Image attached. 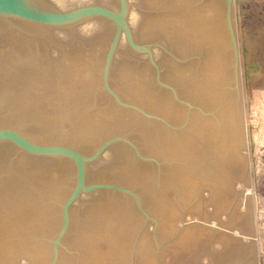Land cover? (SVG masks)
Listing matches in <instances>:
<instances>
[{"label":"rangeland","instance_id":"374dc122","mask_svg":"<svg viewBox=\"0 0 264 264\" xmlns=\"http://www.w3.org/2000/svg\"><path fill=\"white\" fill-rule=\"evenodd\" d=\"M196 1L198 2L200 0H196ZM223 1L224 0L219 1L220 4L223 3L222 6L220 5V7L222 8V9L220 8L221 12L223 13V15L221 13L222 23H223L221 27L224 30L225 43H226V45L228 44L227 46H225L228 49V50H226V53L228 52L227 53L228 55H226L228 63H225V64L223 63L222 66H223V69L225 71H227V70H228V72L230 71L229 72L230 74L228 77L229 79L227 81L223 82L224 84L222 83L221 87L218 85V88L225 89L226 91L231 93V96L229 97V99L227 98V101H225L226 99L222 100V101L227 103L226 105L229 104V105L233 106V108L235 110L234 117H237L236 120H234V123L236 125H234V127H232V129L234 131L235 141L237 140L236 141L237 147L235 149L236 153L234 156L236 159H238V163H237L238 166L236 164V165H234L235 167L234 166L232 167L233 164L231 162H228L229 165H228V163H225L224 166L227 164L225 166V168L223 170H221V172H218V173H220L219 177H223L220 181L222 182L223 180H225V181L227 180L226 183L228 184L227 185L228 189L230 188L229 190H227V194H225V193L221 194V195H227L228 196L227 198L229 201L228 204L226 206H223L222 208L218 209L216 206L217 202H218V200H215L216 196H214L216 190H213L214 188L213 187L211 188L210 185H208V184L206 185V183H203L199 179V176H197L198 171H197L196 167L194 166V165H196V163H194L195 161L194 162L192 161L193 162L192 163L190 161V159H188L187 157L186 158L180 157L176 152L174 142H172V144H170L168 142L169 141L168 140L169 135H170V133L173 132V134H174L173 138H174V140H176L177 146L180 145L181 149H189L191 152H194L195 149L193 147V142L195 140H192V137H193L192 132H191L192 129L188 132V130L185 128V126L190 124L189 121L192 120L190 118H193L192 114L194 112H196L194 114L198 115L201 118H205V119L207 118L208 119V117L201 115L196 110H191V109L189 110L184 105L176 102V100L171 96L170 91L163 88L162 86H160L155 81L154 69L151 66V64L149 63L146 55H144V53L137 52V51L133 50L131 47H129V45H128V43H126L127 41L125 40L124 37H123V39L125 40V43L127 44V47L131 51V53L135 54L136 56H139L138 57L139 60L144 61L148 65V67H150L149 69L152 72L151 73L152 79L150 81L152 83L151 86L153 87V85H154V88L156 90H164L165 92H167L168 97H169L168 98V104L171 105L169 103V101H170V102L177 104L180 107H182V110H183L182 117L179 120L171 119L166 114L164 115L155 109L154 110L147 109L145 107V105H143L142 103L137 102L136 100L131 99L130 97H124L123 95L119 94L120 93V90H119L120 89V83L117 84V80L115 81L114 76L111 74L112 71H110V74L108 75V78L110 77L109 78L110 80H108V85L112 89V91L113 92L115 91L114 93L115 94L117 93L116 95L119 96L123 101L134 103V104L138 105L139 107H141L142 109L146 110L147 112H151L155 115H158L167 121L168 125L162 121L153 120V122H156L157 124L161 125V127H165V130L167 129L165 136L168 138H167V146H166L165 150H167L168 153H166V151H164V152L159 151V152L154 153L151 150H148V148L145 145V140L142 137L143 136L142 133L136 131V129L134 128V125H135L134 123H128V124L124 123V125L122 124V126L118 125V124L110 125L113 130L110 128V126H108L109 130L105 129L102 131V128H104V127H101V129L99 128V130H96L92 126L87 125L84 122L80 123L79 118H82V116H84V113L82 114V116H80V117L78 116L79 120L77 118L72 119L69 117H63L61 120V119H59V118H61L59 116V118H57V119H59V121L56 119V121L54 120V122H52L53 124L52 123L50 124L49 122H47L44 119H40L37 116H33V114H35V113L32 111L33 108L31 107L32 109L29 108L31 110L29 112V115H26L25 117L22 115L21 117H19L18 121H16L13 124L12 123L10 124L9 122L4 121V118L8 117V120L10 119L9 117L11 115L9 114V112L16 115V114L24 111V109H17V105H13V102H11V101H14L13 99H2V100H0V126L15 128L33 140H36L39 142H48V143L57 142L60 144H65V145H68V146L74 148L75 150L79 151L80 153L89 156V155H92L99 148V146L101 144L105 143L106 141L110 140L111 138L123 137L124 139H128L129 141H131L135 145V147L139 151V154L153 158L157 161V162H155L153 160L144 161V160L137 158L132 147L125 140L120 139V140H116V141L112 142L111 144H109V146L107 148H105V150L101 153V155H99L96 159H94L93 161L86 164V173L87 174L91 173V175H86V182L87 183L108 182V183H115V184H119V185H122L125 187H129L130 189L135 191V193L138 195L141 206L151 217H153L155 219V222L152 221L151 219L146 218L135 207L133 199L128 197V196H124L122 194L111 192L108 190H97V191H93V192H84L81 195H88L90 193L95 194L97 192H102V194L104 195L103 196L104 201H102V202H104V204H103L104 206L102 209L104 211H106L107 213H109L111 211H115V208H116L117 212H116L115 216L120 220V222L122 220H124V222H122V223L127 224L126 230L128 232L127 231L124 232V229H120L119 231L115 230L116 234L113 237H116V242H117L118 246L116 245L117 246L116 249L113 248L114 246L111 247V251L105 250V249H107L106 246L110 245L107 243V241L105 242V239L102 240V239L96 237L95 241L92 239L94 241L93 242L91 239H90V241L88 239H86L85 235H84V234H86V232H88V230H90V227H92V219L95 217L94 215H96V206L93 205L92 201L85 200V199L81 200L80 203L74 202L73 204H75L74 205L75 208H73L74 209L73 215H72L73 220L71 219V221L69 222L67 232L64 236L66 238H64V240L62 241V246L60 247L59 259H58L56 264H87V262L84 258H87L86 255H87L88 250L93 248V247L95 248L97 246L101 251L104 250V252H102V253H104L103 256H106V259H103L104 263L102 262L103 260L101 259V263L99 262L100 261L99 260L98 262L96 261L95 264H98V263L99 264H102V263L103 264H105V263L106 264H145L143 262H146V260H150L151 264H186L184 262V259L181 258L182 256H180L181 260L179 259V256L176 253V251H178L179 247H177L178 249L176 248L177 244L175 242L178 239V236L182 232V230L184 228L188 227V225L190 228L194 229V231H197V229L199 230V229H202L205 227L206 229H209L210 233L212 232L210 234V237L207 238L208 242H206L204 248H202V250L199 252L200 254L196 253L195 256L193 255L194 257L190 258V261L188 262V264H192V263L193 264H264V0H237L236 2L233 1V3L235 2L236 4L232 3V8H231L232 9L231 10L232 15H231V17H232V24H233V29H234V33H235V38H236V42H237L238 54H239L238 83H237L236 88L233 85V82L231 79L232 78V69H231L232 52H231L229 36H228L226 24H225V6H224L225 1L224 2ZM44 2L47 5L53 7L54 9H57V10H66V9L73 8V7L79 6V5H84V4H97V5H102V6L111 8V9H117L118 5H119L118 0H115V1L114 0L113 1H104V0H80V1L75 0L74 1V0H72V2L69 1L66 3L65 2L57 3L55 0H44ZM127 2H128L129 10H131V9L133 10L134 5H135V0H127ZM223 6H224V8H223ZM223 9H224V11H223ZM141 10L143 11L144 9H141ZM129 12L130 11H128L126 21L129 25V28H130V31H131V34H132L134 41H136L138 43L146 44L148 47L150 46L151 48L150 47L149 48L152 49L151 50L152 54L155 56V57L153 56V58H155V59L159 58L160 54L164 53L165 54V55L163 54L164 56H166L168 59H172L170 61H172V62L175 61L176 64L178 62H179L178 64H181V63L184 64L183 61L185 63H187L190 60L193 62H195L197 60L196 55H198L200 53V51L198 53L197 52L198 50H196V51L192 50L191 51V50L187 49L189 51H186L185 53H179L175 49L177 47V46H175L176 42L180 41L179 40L180 36H178L176 31H174L176 33L173 32V34L170 35L172 38L170 36L165 37L163 35H158L159 33L157 34L158 36L154 33V34H151L149 37H145L142 39H138L135 36H133L135 34L134 33L135 31L133 28V24L135 22V14L133 12L132 14H130L131 18H129L128 17ZM92 19H103L105 22L107 21L106 23L108 25L110 24L108 26L110 28H107V24H106V28L110 31V33L106 36V37H108V39L105 38L106 41L104 42V44L106 46L103 44V46H105L106 48L102 47V50L103 49L104 50L102 52L103 53L102 58L99 61V66H98L99 68H97L98 70L96 72V76L98 73V76L96 77L98 81H96L94 84L91 83L90 85H84V89H82V91L84 90L83 91L84 93L90 94L91 96H93V98L94 97L96 98V99L92 100V104L88 105V107H89V109H94V107L96 108L97 106L101 105L99 103H102V104L105 103L106 102L105 97H108L110 100H113L112 103L114 105H116L117 108H119V109L121 108V110H125V111H130L129 109H124L121 106L117 105L116 102L114 101V99L112 98V96L104 89L103 83H102V75H101L102 64L104 61V57H105L107 47H108V45L111 41V38L114 34V31H115V25L110 19L105 18V17L95 16V18L92 17ZM16 20L17 19H13V18H9L8 20L0 19V25H1L0 35H2L3 37L5 36V38L7 36L9 38V35H11V36L15 35L16 37H17V35H23V36H28L29 38L42 40L43 43L45 42V44H43L44 45L43 51L46 52V56H48L49 58H53V56L56 53H58L60 48H63L65 44H63V42H59L58 39H55L53 36L54 34H52V33L53 32L54 33L59 32V33H61V35L62 34L65 35V34H70V32L72 30L71 34L74 33V34L78 35V33H79V34H81L79 36H82V33L78 30V28H79L78 26H81V24L86 22L88 19L81 21L79 23H75L71 26H65V27H50V26L39 24V26H42V27L45 26L44 28H48L49 30H51L50 32L45 31L44 29H38V28H32V27L29 28V27L22 26V25H20V20H17V21ZM21 22H24V21H21ZM35 25H37V24H35ZM75 28H77V30H75ZM73 29L75 32L73 31ZM64 30H65V32H63ZM225 34H226V36H225ZM54 40H57V41H54ZM227 41H228V43H227ZM157 51H159V52H157ZM156 53L159 56H157ZM114 55L115 54H113V56ZM1 57H2V55H0V67H1L0 71H6L7 69H8V71H10L11 66L8 64L10 61H6L4 59V56L2 58ZM126 58L131 60L130 56H126ZM112 59H113V57H112ZM134 59L136 60L137 58H134ZM155 61L158 62L159 70L162 71L161 65L163 66V64L160 63L158 59H156ZM128 64H130V65H128ZM128 64H127L128 67L132 65L131 63H128ZM5 66H9V67H5ZM226 66H227V69H226ZM18 70H21V69H15V68L13 69L12 68L11 71L16 73V71H18ZM161 71H160L161 80L171 84L174 87L177 95L181 99L187 100L190 103L195 104V105H197V106H199L205 110H213L218 105L217 104L218 99L220 100V97H218V96L216 97L218 99L213 101L216 104H214L213 106H210V108H209L208 106H204V105L200 104V102H198L195 98H189V97L187 98L186 96L181 95L180 89L177 87V85L174 82H172L171 79L168 80L165 77H163V75H161L162 74ZM111 78H112V80H111ZM1 79H2V77L0 75V80ZM112 82H113V84H112ZM117 85H118V88L116 90ZM215 87H216V85H215ZM216 90H217V92L218 91L220 92L219 89L216 88ZM11 104H12L13 108L9 109V106ZM216 109H218V108H216ZM132 111H134V110H132ZM85 113H86V111H85ZM53 118H54V116H53ZM144 119L148 120L146 118H144ZM214 119H215L214 116L209 118V120L211 121L212 124H214L216 122ZM151 122H152V120H150V122H149V120L147 121L148 126H149V124H150V126H153V122L152 123ZM216 123L213 126L214 127L213 130H215L214 134L216 133L219 136L218 137L215 134L216 140L214 137V140L217 142L218 145L217 144L214 145L215 141H213L214 147L212 146V147L206 148L207 149V150H205L206 153L209 150L211 152V153L208 152V154L206 156L207 158H210V159L206 160V162L208 161L207 164L210 162V160H213V161L216 160L220 154L225 152L223 150L224 148L222 147V140L224 139V136H222L221 138H220V136H221V134L222 135L226 134L227 130L226 129L224 130L225 127H222L223 129L220 128L219 124L218 123L216 124ZM119 124H121V123H119ZM38 125L41 127L47 125L46 129L49 128L48 129L49 131H47L48 137L41 138V137L34 134L36 128L37 127L39 128ZM34 127H36V128L33 131ZM184 128L186 129V132H188L189 134H186L187 140L183 139V141H181L180 136L178 134H175V133H176V131L184 130ZM71 130L72 131L74 130L76 132L80 130L86 136H84V138H83V136H80V137H77L75 139L76 141L74 139L70 141L66 138L69 137L68 133L71 132ZM220 130H221V133H220ZM235 132H237V133H235ZM55 134L57 135L56 139L54 138L56 136ZM236 136H238V138ZM217 137L220 138L221 141ZM87 138H89V139H87ZM86 140L90 141V143ZM0 144H7L8 145L7 151L6 150L4 151V149L1 148V147H3V145H0V156L3 157L2 155H4V159H1L3 161H0V188L3 187V190L1 189V191H4V193L7 194V196L16 197L17 195H19L21 193V191L18 190V188H16L14 185L12 186L11 182L10 183L6 182L8 179L7 176L9 174H11V176H12V174L15 175L17 172H18V175L20 174L21 170L18 169V171H17L16 167L14 168L15 164H13L16 161L15 160L16 157L20 156L19 155L20 153L25 154V156H27V155H29V157L32 156L33 158H45V159H47V157L46 156H40L39 157L36 155L29 154V153L24 152L21 149L15 147L14 145L8 143V142H0ZM117 144H118V146H117ZM115 145L117 146V148H121V150L124 149L123 153H125V156L127 155V157H126V160L128 159L127 163L130 162L134 168L133 169L131 167L132 168L131 170H133V172L128 170V173L131 172L129 174L130 175L132 174V176H130L127 172L124 173L125 174L124 175L125 177L123 176L124 178L122 177V174H120L118 177V176L112 175V173L111 174L108 173V171H110V169L111 170L114 169V168H112L114 166L113 165L114 161L112 162V159H110L111 161L109 160V158H111V156H108L107 161H105L106 159H105L103 153L105 154L109 148H112V147L114 148ZM119 145H120V147H119ZM10 147H11V149H10ZM215 147H216V149L214 151ZM204 149H205V147H204ZM217 149H218V151H217ZM220 149H221V151H220ZM233 149H234V147H233ZM196 155L198 156V159H200L199 154H196ZM204 155H203V157H204ZM102 156H103V158H102ZM119 157H121V156H119ZM50 158H56V157H50ZM57 158H61V157H57ZM219 158H220V156H219ZM66 159L67 158H65V160ZM198 159H197V161H198ZM67 160L72 165V169H71L72 171L70 173V177H69L66 189H65L66 192L62 196H60L59 199L56 200L54 197H51L52 195L50 192L48 193V192L42 191L43 193L41 194L42 195L41 199L37 198L36 201L34 202L36 204L35 209L32 210V212H30L31 214H28V216L33 217L35 222L39 221L40 225H41V222L44 223L43 226L39 227L34 222L33 223L34 226H32V228H29V229L25 228V226L23 227L20 224L19 225L16 224V226L12 227L15 231L11 228L12 234H14L13 235L14 236L13 241H16V242H15V245H10V253L7 256L8 262L10 264H48L49 263V261L51 259L52 239H53L54 235L56 234V232L60 226V223H61L62 204H63L64 200L66 199L67 195L70 193V191H71V189L75 183V165L71 160H69V159H67ZM130 160L133 162H131ZM120 162H121V164H123V162H125V161H120ZM139 163L140 164L142 163L145 166L148 165L146 170L149 173H147L146 170L144 173L143 171H141V168H139L138 166L135 165V164H139ZM115 164L117 165L118 162L115 161ZM126 165H128V164H124L123 166H126ZM213 165L210 169L216 168L215 167L216 164L214 166ZM134 166H136V168ZM148 167L150 170H148ZM180 168H181V171H180ZM97 169H100V170H97ZM184 169H186V170H184ZM225 169H226V173L224 172ZM233 169H234V171H233ZM173 170H175V171H173ZM104 171L106 174L104 173ZM113 171H115V170H113ZM116 172H118V170H116ZM142 172H143V174H142ZM151 172H152V174H151ZM174 172H176V173H174ZM178 172L186 174V176L188 178H191L192 181H193V179L195 180L196 184L194 185V188H193L195 190H192V191H194L192 193L190 192L191 195L190 194L188 195V193H186V192H185L186 193L185 194L183 192L184 190H182L183 187L182 186L180 187L181 183H179L177 181V179H174L177 175L179 176ZM213 172H214V170H213ZM213 172L211 171L210 173L213 174ZM166 173L168 175H166ZM224 173L226 175H224ZM229 174L231 176H229ZM14 175L12 176L13 178L10 177V180L14 179ZM18 175L16 174V177L20 179L21 176L19 177ZM138 175H139V178H138ZM215 175L218 176V174H215ZM87 176H89V177H87ZM129 176L132 177V179ZM143 176H144V178H143ZM126 177H128V178H126ZM172 177H173V179H172ZM225 177H227V178L229 177V179H226ZM229 180H230V182H229ZM44 181H45L44 184L49 185L48 184L49 182H46V180H44ZM225 181H223V182H225ZM199 184H200V186H199ZM143 185H145V186H143ZM202 185H204V186H202ZM147 186H148V189L146 188ZM47 187L48 186H46V188ZM179 187L181 189H179ZM48 188H50L51 190H54V188L51 185ZM145 188H146V190H145ZM158 190H159V192H158ZM163 190H164V193H163ZM147 192L151 193L152 194L151 196H153V195L154 196H156V195L160 196L161 195V197H163V200L165 199L164 200V201H166L165 203L169 204L168 209L167 210L165 209L163 211V215H162V213L160 214V212H155V211H152L150 209L151 206H149L150 203H149V196L147 195ZM154 192H155V194H154ZM165 194H166V196H165ZM178 195H180V197ZM186 195L188 197H186ZM95 196L96 197H94V198L98 197V195H95ZM210 197H212L211 198L212 200L210 199ZM246 197H247V199H246ZM184 198H185V200H184ZM197 198H198V200H197ZM29 199H30V197H29ZM89 199H91V198H89ZM92 200L95 201L93 198H92ZM181 200H184L185 202L181 201ZM106 201H107V203H105ZM193 201H194V203H193ZM182 202H184V203H182ZM146 203H148V204H146ZM105 204H106V206H105ZM197 204H199L200 208ZM170 205L172 206L173 210H175V211H173L174 214L172 216H170L169 213H167L169 208H170L169 207ZM192 209H194V210H192ZM219 211H221V212H219ZM7 213H9L11 216L13 215V213H11V209H10V211H7ZM232 214H233V217L240 215V217H242V218L246 214L244 216V219L247 218L246 219L247 221L245 223L246 225L244 224L245 226L243 225L242 227L240 225H239V227L237 225H234V223L231 222ZM162 217H163V219H161ZM162 222H164V225L162 224ZM226 222H227V224H226ZM193 223H195V224H193ZM129 225L131 227L133 226L132 229H131V227H129ZM166 225H167V228L170 229V230L166 229L167 232L164 230L166 228ZM168 225H169V227H168ZM238 228H242V229H238ZM160 229H162L161 230L162 232L158 231ZM168 231H169V233H168ZM217 231L224 233L225 236H228V237H229V235H231V238L233 240H235L238 244H241L243 246L247 244L246 246H248V247L245 246V249L243 247V249H244L243 253L240 255H238L237 251L233 252V253H231L232 252L231 251V252H229L230 253L229 254L228 249H224L222 252H220L221 251L220 250V247H221L220 243L216 242V240H215ZM144 235L146 237L145 238L146 241L143 244V246L140 245L141 246L140 247V246H138L139 245L138 243H139V240L141 239V236L143 237ZM114 240H115V238H114ZM213 244H215L214 246L217 247V249L213 246ZM212 248H215L216 251L218 249L219 250L217 252H213ZM36 249L42 250V251H40V253L37 256H35L32 252V251H36ZM175 249H177V250H175ZM229 251H230V249H229ZM219 252L221 255H219ZM42 253H44V254H42ZM106 254L107 255L109 254L108 259H107ZM220 257L221 258L223 257V258L221 259ZM146 263H148V262H146Z\"/></svg>","mask_w":264,"mask_h":264},{"label":"bare ground","instance_id":"6f19581e","mask_svg":"<svg viewBox=\"0 0 264 264\" xmlns=\"http://www.w3.org/2000/svg\"><path fill=\"white\" fill-rule=\"evenodd\" d=\"M55 1L57 3H62V2L66 3L69 1L72 2V0H55ZM104 1H113V0H104ZM219 1L220 0H203V1L200 0L198 2L196 0H135V5H134L133 10L132 9L129 10V6H128V11H130L128 17L131 18L130 14H132L133 12L135 14V22L133 24V28L135 31L134 33L136 35L134 34L133 36H135L136 38L142 39L145 37H149L151 34H154V33L156 35L159 33L158 35H163L166 37V36H170L171 34H173L174 31H176L178 36H180V39H179L180 41L178 40L179 42H176L175 46H177V47L175 49L179 53H185L186 51H189V50H191V51L192 50L193 51L198 50L197 51L198 53L200 51V53L199 54L197 53L198 55H196L197 60L194 58L196 60V61L194 60L195 62L190 60L187 63H185L183 61L184 64H182V63L178 64L179 62L176 64L175 61L172 62V61H170L172 59H168L166 56H164L165 55L164 53H163L164 55L160 54V57L156 58V59H158L159 62L163 64V66L161 65L162 71L160 70L162 72L161 75H163V77H165L168 80L171 79L172 82H174L177 85V87L180 89L181 95L186 96L187 98L188 97L189 98H195L198 102H200V104H202L204 106H208L209 108H210V106H213L214 104H216L213 101L218 99V98H216L217 96L220 97V100L218 99L217 104L223 102L222 100H225V99H226L225 101H227V98L229 99V97L231 96V93H227L226 91L223 92L222 88H218V85L221 87L222 83L229 79L228 75H227L228 70L225 71L223 69V66H222L223 63L224 64L228 63L227 56H226V55H228L227 54L228 52L226 53V50H228V49H227V47H225L228 44L226 45V43H225L224 30L221 27L223 24L222 23L223 13L221 12L222 8L220 7V5L222 6L223 3L221 2L222 4H220ZM127 5H128V2H127ZM224 6H225V4H224ZM224 6H223V8H224ZM141 9H144V10L142 11ZM223 11H224V9H223ZM221 13H222V15H221ZM127 15H128V13H127ZM106 22L103 19L89 18L86 22L81 24V26H78L79 27L78 30L82 33V36H79V35H81L79 33H78V35L74 34V33L71 34L72 30H71V32L69 31L70 34H65V35L64 34L61 35V33H59V32L58 33L57 32L56 33L51 32L52 34H54L53 36L55 39H58L59 42H63V44H65L64 47L62 46L63 48H60L58 53H56L53 56V58H49L48 56H46V52L43 51V49H44L43 44H45V42L43 43L42 40L33 39V38H29L28 36L17 35V34H16L17 37L15 35L14 36L9 35V38L7 36L8 34L6 35L7 36L6 38H5V36L3 37L2 35H0V55H2V57L4 56V59L6 61H10L8 64L13 69L14 68L15 69H21V70L16 71V73L11 71L12 70L11 67H10V69H11L10 71H8V69L6 71H0V75L2 77V79L0 80V100H2V99H13L14 101H11V102H13V105H17V109H24V111H22L16 115L9 112V114L11 115L9 117L10 119L8 120V117H7V118H4V121L9 122L10 124L15 123L16 121L19 120V117H21L22 115L24 117L26 115H29V112L31 111L29 108H31V107L33 108L32 111L35 113V114H33V116H37L40 119H44L47 122H49L50 124L52 122H54V120L56 121V119L59 118V116L61 117V118H59L61 120L63 117H69L72 119L77 118L78 119V116L80 117L84 113V116H82V118H79L80 123L84 122L85 124L92 126L96 130H99V128L101 129V127H104V128H102V131L105 129L109 130L108 126L114 125V124H118V125L122 126V124L124 125V123L125 124L134 123L135 124L134 128L136 129V131L142 133L143 136L142 135L141 136L144 138L145 145L148 148V150H151L154 153L159 152V151L160 152L166 151V153H168V151L165 150L166 146H167V138H168L165 136L166 130H167V129L165 130V127H161V125H159L153 121H152L153 126H150V124L148 126V124H147L148 120H145L144 118L140 117L139 115H137L136 112H134L132 110L125 111V110H121V108L120 109L117 108L116 105H114L112 103L113 100H110L108 97H105V100H106V102L104 101L105 103H103V104L99 103V104H101L100 106H97L96 108L94 107V109H89V107H88V105L92 104V100L96 99V98L95 97L93 98V96H91L90 94L84 93L83 92L84 90L82 91V89H84V85H90L91 83L94 84L96 81H98L96 78L98 76V73L96 76V72L98 70L97 68H99L98 67L99 61L102 58V54H103L102 52L104 50V49L102 50V47L106 48L105 47L106 45L104 44V42L106 41V39H108V37H106V36L110 33V31L107 29V28H110V27H108L110 24L108 25ZM106 24H107V28H106ZM20 25L25 26V27H29V28L32 27V28L44 29L45 31H48V32L51 31L48 28H44L45 26L42 27V26L35 25L32 23H28V22H21L20 21ZM69 26H71V25H69ZM0 27H1V25H0ZM0 30H1V28H0ZM75 30H77V28H75ZM73 31H74V29H73ZM63 32H65V30ZM176 32H174V33H176ZM225 36H226V34H225ZM54 41H57V40H54ZM126 43H125V40L123 39V36L121 35V38H120L118 45L116 47V51L114 53L115 55L113 56V59L111 60V66H110L111 68L109 69V74H110V71H112L111 74L114 76L115 81L117 80V84L120 83V89H119L120 93L118 91L117 92L119 94L123 95L124 97H130L131 99H134L137 102L142 103L143 105H145V107L147 109H151V110L155 109L164 115L165 114L168 115L171 119L179 120L183 114L182 107H180L179 105L174 104L170 101H169V103L171 105H169L168 104V98H169L168 93L165 92L164 90H156L154 88V85H153V87L151 86L152 83L150 81L152 79L151 78L152 72L149 69L150 67H148V65L144 61L139 60V58H138L139 56H136L135 54L131 53V51L128 49ZM227 43H228V41H227ZM103 44L105 46H103ZM187 49H189V50H187ZM157 52H159V51H157ZM156 55H157V53H156ZM126 56H130L131 60L127 59ZM157 56H159V55H157ZM134 58H137V59L135 60ZM128 63H131L132 65L128 67L127 66ZM156 63L158 64V62H156ZM128 65H130V64H128ZM5 67H9V66H5ZM226 69H227V66H226ZM109 78H108V80H110ZM112 78H111V80H112ZM112 84H113V82H112ZM215 85H216V87H215ZM117 88H118V85L116 87V90H117ZM216 88L219 89L220 92L219 91L217 92ZM225 105H226V103L224 104V107H225ZM229 107H232V108L230 109ZM10 108H13L12 104L9 106V109ZM225 108L226 109L223 111V113L221 112V115H220L219 109H216L215 112L213 113L214 118H215L214 120L219 124L220 128L225 127L224 130L225 129L227 130L226 134H224V135L221 134V136H220V138L222 136H224V139L222 140V147L224 148L223 149L224 151H225V143H226V147H227V145L230 146L231 143L236 144V141H237V140L235 141V138H234L235 135H234V131L232 129V127H234V125H236L234 123V120H236V118H237V117H234L235 110H234L233 106H231L229 104L226 105ZM85 111H86V113H85ZM194 113H196V112H194ZM193 114H192L193 118L189 117L190 119H192L191 121H189L190 124L186 125L185 128L188 130V132L192 129V131H191L192 135H193L192 140H195L193 142V147H194L195 151L191 152L189 149H181L180 145L177 146V142L173 138L174 137L173 132L170 133L168 142L170 144H172V142H174L176 152L180 157H184V158L187 157L188 159H190L191 162L196 159L195 160L196 165H194V166L200 167V169L202 170V171L198 172L197 176H201V175L204 176L207 179V181H209V183H206V185L208 184L211 186V188L213 187L214 188L213 190L216 189L214 196H216L215 200H218V202L216 201L217 202L216 206L219 209V208H222L223 206H226L228 204V202H229L228 198H227L228 196L227 195H221V194L222 193L227 194V190H229L230 188L228 189V186H227L228 184L226 183L227 180L226 181L223 180L225 182H223V181L221 182L220 180L223 177H219L217 175H213L212 173H210L211 171L213 172V170H214L213 168H212L213 170L210 168L212 167L213 164L215 165V164H217V162L220 163L222 161L221 156L225 152H223L222 154L219 155L220 158L218 156V158L216 160H214V161L210 160V162H209L210 164L209 163H208L209 165L207 164L208 161L206 162V160H208L210 158H207L206 156H207L208 152H210V150L207 153L205 150H207L206 149L207 147H212V146L214 147V145L217 144V142L215 141L216 140V137H215L216 133L214 134L215 130H213L214 129L213 126L215 125L216 122L215 123L213 122L214 124H212L211 121L209 120V118L205 119V118L199 117L196 114H194V115ZM53 116H54V118H53ZM59 119H57V120L59 121ZM119 123H121V124H119ZM35 128L36 127H34L33 131L35 130ZM46 128H47V125L42 126V127L39 126V128L38 127L36 128L34 134L41 137V138H44V137L46 138V137H48L47 131H49L48 130L49 128L48 129H46ZM110 128L112 129L111 126H110ZM185 128H184V130L176 131V133H175V134H178L180 136L181 141H183V139L187 140L186 134H189L188 132H186ZM73 131L71 130V132L68 133L69 137L66 139L71 141L73 139L75 140L77 137L83 136V138H84V136H86L80 130L77 132L76 131L73 132ZM220 133H221V130H220ZM235 133H237V132H235ZM216 136H218V135L216 134ZM214 137H215V140H214ZM236 137L238 138V136H236ZM54 138L56 139L57 135ZM220 138H218V139H220ZM87 139H89V138H87ZM86 141H88V140H86ZM213 141H215L214 145H213ZM220 141H221V139H220ZM88 142L90 143V141H88ZM0 145H3L4 148L3 147H1V148L4 149V151L8 150L7 144H0ZM120 145H119V147H120ZM117 146H118V144H117ZM117 146L115 145L114 148L112 147L113 149L109 148L105 154L103 153V155L106 159L105 161H107L108 156H111V158H109V160L112 159V162L114 161V164H113L114 166L113 167L111 166L114 169H112V170L110 169V171H108V173H110V174L112 173V175H115L118 177L120 174H122V177H123L125 175L124 173H126V172L128 173V170L133 172V170H131L133 168V166L129 161H128L129 163H127L128 159L126 160L127 155L125 156V153H123L124 149L121 150V148H117ZM204 147H205V149H204ZM10 149H11V147H10ZM215 149H216V147L214 148V151H215ZM217 151H218V149H217ZM220 151H221V149H220ZM230 151H231V153L234 152L233 147ZM196 154H199L200 159H198V156ZM19 155L20 156L16 157V159L14 158L16 161L13 164H15L14 168L16 167L17 171H18V169L21 170V171L19 170L20 171L19 175H18V172L16 173L19 177L21 176V178L19 179L16 177V174L15 175L12 174V176L14 175V179L10 180V177L11 178H13V177L11 176V174H9L7 176L8 179L6 182H9V183L11 182L12 186L14 185L16 188H18V190H20L21 193L19 195H17L16 197H9V196H7V194L4 193V191H1V189L3 190V187L0 188V194H1L0 195V227H1V229L9 230V234L11 232L10 237H8V240H10V241L13 240V238H14V236H13L14 234H12V229H13L12 227L16 226V224L19 223L20 225L25 226V228L27 227V229L32 228V226H34L33 223L35 222V220L33 219V217L28 216V214H31L30 212H32V210L35 209L36 204L34 202L36 201L37 198L41 199V196H42L41 194L43 193L42 191L48 192V193L50 192L52 195V196L51 195L50 196L54 197L56 200L59 199L60 196H62L66 192L65 189H66L69 177H70V173L72 171L71 170L72 169L71 163H69V161L67 159L65 160V158H57V157L56 158H50V157L48 158L47 157V159H45V158H33L32 156L31 157H29V155L25 156V154H21V153ZM203 155H204V157H203ZM2 156L3 157L0 156V161H3L1 159H4V155H2ZM119 156H121V157H119ZM233 156H231V157L228 156L229 162L232 161L231 162L233 164L232 167L238 163V159H236L235 156L234 157ZM102 158H103V156H102ZM197 159H198V161H197ZM115 161L118 162L117 165L115 164ZM120 161H125V162H123V164H121ZM131 162H133V161H131ZM225 163H227V162H225ZM124 164H128V165L123 166ZM139 164H135V165L138 166L139 168H141V171H143L145 173V170L147 169L148 165L145 166L142 163L140 165ZM221 164L224 165L223 163H221ZM228 165H229V163H228ZM136 166H134V167L136 168ZM237 166H238V164H237ZM97 170H100V169H97ZM113 170H115V171H113ZM116 170H118L119 173L116 172ZM148 170H150L149 167H148ZM184 170H186V169H184ZM173 171H175V170H173ZM180 171H181V168H180ZM233 171H234V169H233ZM143 172H142V174H143ZM146 172L149 173L147 170H146ZM224 172L226 173V170ZM104 173H105V171H104ZM129 173H131V172H129ZM174 173H176V172H174ZM178 173H179V176L177 175L174 179H177V181L179 183H181L180 187L181 186L183 187V189H182V190H184L183 192L188 193V195L190 194V192L191 193L194 192V191H192V190H195V189H193L194 186L188 187L185 185V181H187L186 179L191 180V181H192V179L188 178L186 176V174H184V173H180V172H178ZM225 173H224V175H226ZM151 174H152V172H151ZM86 175H91V173H89V174L86 173ZM166 175H168V174L166 173ZM130 176H132V174ZM229 176H231V175L229 174ZM87 177H89V176H87ZM126 178H128V177H126ZM130 178L132 179V177H130ZM138 178H139V175H138ZM143 178H144V176H143ZM225 178L229 179V177L228 178L225 177ZM172 179H173V177H172ZM218 179H219V182H218ZM44 180H46V182H49L48 183L49 185L44 184L45 183ZM230 180H229V182H230ZM191 183H192V185L196 184L194 179H193V182H191ZM200 184H199V186H200ZM45 185L48 187L51 185L54 188V190H51L48 187H47L48 188L47 189ZM143 186H145V185H143ZM202 186H204V185H202ZM180 187H179V189H181ZM146 188L148 189V186ZM146 188H145V190H146ZM158 192H159V190H158ZM163 193H164V190H163ZM90 194L81 195L75 201V203H77V202L80 203L81 200L85 199V200L92 201L93 205L96 206V215H94L95 217L92 219V227H90V230H88V232H86V234H84L85 238L88 239L89 241H90V239L91 240L93 239L95 241L96 237H98L102 240L105 239V242L107 241V243L110 244L109 246H106L107 249H105V250L111 251V247H113V246H114L113 248L116 249V247L118 245L116 242V237H113L116 234L115 230L119 231L120 229H124V232H125V231H127L126 230L127 224L122 223V222H124V220H122L120 222V220L115 216V214L117 212L116 208H115V211H111L109 213H107L106 211H104L102 209L104 206L103 205L104 202H102V201H104L103 200L104 195L102 194V192H97V193L91 194V195ZM154 194H155V192H154ZM95 195H98V197L94 198V197H96ZM147 195L149 196V203L151 204V205L149 204V206H151L150 209L152 211H155V212H160V214L162 213V215H163V211L165 209L166 210L168 209L169 204L165 203L166 201H164L165 199L163 200V197H161V195L160 196H157V195L151 196L152 194L149 192H147ZM165 196H166V194H165ZM178 196L180 197V195H178ZM29 197H30V199H29ZM186 197H188V196L186 195ZM89 198H91V199H89ZM92 198L95 201H93ZM211 198L212 197H210V199ZM246 199H247V197H246ZM184 200H185V198H184ZM184 200H181V201H184ZM197 200H198V198H197ZM194 201H193V203H194ZM184 202H182V203H184ZM105 203H107V201ZM146 204H148V203H146ZM199 204H197V205L199 206ZM74 205L75 204H72V206L69 209L70 210L69 222L72 219L73 210H74L73 208H75ZM105 206H106V204H105ZM169 207L170 208H169L167 213H169V215L172 216L174 214L173 211H175V210H173L171 205ZM199 208H200V206H199ZM10 209H11V213H13L12 216L9 213H7V211H10ZM192 210H194V209H192ZM219 212H221V211H219ZM244 216H243V218L240 217V215L233 217V214H232L231 222H233L234 225H237L238 227H239V225L242 227L247 221L246 220L247 218L245 217L246 219H244ZM161 219H163V217ZM35 224L40 227V226H43L44 223L41 222V225H40L39 221H37V222H35ZM162 224L164 225V222H162ZM193 224H195V223H193ZM226 224H227V222H226ZM129 227H131V226L129 225ZM132 227H131V229H132ZM168 227H169V225H168ZM166 229H168L167 225H166V228L164 229L167 232ZM191 229L192 228H190L189 225H188V227L184 228L182 230V232L179 234L178 239L175 242L177 244L176 248L179 247V249L177 248L178 251H176V253L179 256V259H180V256H182L181 258L184 259V262L186 264H188V262L190 261V258L194 257L196 255V253L198 254L202 250V248H204L206 242H208L207 238H209L210 234L212 233V232L210 233L209 229H206L205 227L202 229H199V230L197 229V231H194V229H192V230ZM238 229H242V228H238ZM161 230L162 229H160L158 231L162 232ZM168 230H170V229H168ZM168 233H169V231H168ZM64 238H66V237H63V240H64ZM114 238H115V240H114ZM145 238H146L145 235L143 237L141 236V239L139 240L138 246H140V245L143 246V244L146 241ZM231 239H232L231 235H229V237H228V236H225L224 233L217 231L215 240H216V242L220 243V246H221L220 252H222L224 249H228V253L231 251H232L231 253L237 251L238 255L242 254L243 250L245 249V246L247 244L243 246L241 244H238L235 240H233V239L231 240ZM14 242H16V241H14ZM214 245L215 244H213V246ZM243 247H244V249H243ZM246 247H248V246H246ZM215 248L217 249V247H215ZM215 248H212L213 252H217L219 250L218 249L216 251ZM39 249L38 250L36 249V251L40 253V251H42V250H39ZM177 249H175V250H177ZM229 249H230V251H229ZM102 252H104V250L101 251L98 248V246L95 248L93 247V248L88 250L87 255H86L87 258H84V259L86 260L87 264H95L96 261L98 262L99 260H100L99 262L101 263V259L102 260L106 259V256H103L104 253H102ZM220 252H219V255H221ZM42 254H44V253H42ZM108 256H109V254L107 255V259H108ZM0 259H1V257H0ZM102 262L104 263V260ZM146 262H148V263H146ZM146 262H143V263L151 264L150 260H146Z\"/></svg>","mask_w":264,"mask_h":264},{"label":"water","instance_id":"95a60500","mask_svg":"<svg viewBox=\"0 0 264 264\" xmlns=\"http://www.w3.org/2000/svg\"><path fill=\"white\" fill-rule=\"evenodd\" d=\"M225 1V24L229 36L230 47L232 52V82L235 88L237 87L238 83V61H239V54L237 48V42L235 38V33L232 24L231 18V8L233 1L237 0H224ZM118 8L111 9L102 5L97 4H84L75 6L73 8H69L66 10H57L53 7L47 5L44 0H0V19L8 20L9 18L17 19L20 21L37 24V25H46L50 27H65L69 25H73L75 23H79L81 21L87 20L89 18L100 16L110 19L115 25V31L111 38V41L107 47L104 61L102 64V83L104 89L112 96L114 101L117 105L121 106L124 109L134 110L139 116H143L144 118L150 120H158L164 123H167L162 117L155 115L151 112H147L146 110L142 109L138 105L134 103H130L127 101H123L119 96H117L112 89L108 85V75L109 69L111 65V60L113 54L116 50L118 42L121 38V35L125 38L128 45L135 51L144 53L154 69V79L155 81L162 86L163 88L170 91L171 96L176 100V102L184 105L187 109L196 110L201 115L206 116L208 118L214 116L213 113L215 109L218 107L220 111L226 109V105L224 107L225 102H221L216 106L213 110H205L195 104L190 103L187 100L181 99L174 87L161 80L160 77V70L159 66L153 58V54L151 49L143 43H138L134 41L129 25L126 21L128 5L126 0H118ZM229 77V73H227ZM223 92L226 91L222 89ZM227 93H230L226 91ZM227 104V103H226ZM230 109L232 107H229ZM142 117V118H143ZM230 132V131H229ZM125 140L134 150L135 155L137 158L147 161L153 160L157 162L155 159L143 156L139 154L138 149L135 145L129 141L128 139H124L123 137H113L110 140L106 141L105 143L101 144L99 148L92 154V155H84L79 151L75 150L74 148L60 144L57 142L48 143V142H39L29 138L27 135L21 133L15 128L12 127H4L0 126V142H8L15 147L21 149L24 152H27L32 155L36 156H46V157H61L70 159L75 165V183L72 187L70 193L67 195L66 199L62 204L61 209V223L60 226L52 239V250H51V259L48 264H56L59 255H60V247L62 246V240L65 236L68 225H69V212L70 207L72 204L78 199V197L84 192H93L97 190H108L111 192L119 193L124 196H128L133 199L135 207L148 219H151L155 222V219L151 217L141 206L140 200L138 195L130 189L129 187H125L115 183H108V182H100V183H87L86 182V164L96 159L101 153L116 140ZM234 144V145H233ZM233 149V153H231V149ZM236 144L231 143L230 146L225 143V153L221 156L222 161L220 163L217 162L216 168H214L213 175L218 174L225 168L224 165L221 163L229 162L228 156L235 155ZM196 160V159H195ZM194 160V161H195ZM193 161V162H194ZM231 161V160H230ZM232 162V161H231ZM195 163V162H194ZM196 167V166H195ZM197 171H202L200 167H196ZM226 170V169H225ZM216 171V172H215ZM204 176H199V179L203 183H209ZM219 178V177H218ZM220 179V178H219ZM218 179V182H219ZM185 185L188 187H192L191 180L186 179ZM191 181V182H190ZM217 183V182H216ZM216 190V189H215ZM19 224V223H18ZM24 227V226H23ZM27 228V227H26ZM4 230V231H3ZM11 234V232H10ZM9 230L1 229L0 227V264H10L8 262L7 256L10 253V245H15L13 240H8L10 237ZM10 241V242H9ZM35 256L39 254L37 251H32Z\"/></svg>","mask_w":264,"mask_h":264}]
</instances>
